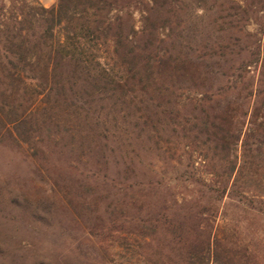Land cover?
<instances>
[{"label":"rangeland","instance_id":"rangeland-1","mask_svg":"<svg viewBox=\"0 0 264 264\" xmlns=\"http://www.w3.org/2000/svg\"><path fill=\"white\" fill-rule=\"evenodd\" d=\"M167 1L160 45L195 65L186 80L198 86L174 89L184 94L178 101L137 83L90 96L83 66L124 80L112 41L109 52L82 43L90 56L80 70L65 63L62 77L70 80L51 78L40 91L0 78V264H189L195 240L176 243L150 221L171 187L148 183L180 184L172 189L180 201L199 185L179 177L216 178L211 172L229 167V188L245 190L249 200L218 204V264H264V0ZM57 2L0 0V26L13 27L24 3ZM152 5L123 0L109 17L130 15L140 31ZM106 10L88 7L77 25L93 27ZM234 109V123L222 122Z\"/></svg>","mask_w":264,"mask_h":264},{"label":"trees","instance_id":"trees-1","mask_svg":"<svg viewBox=\"0 0 264 264\" xmlns=\"http://www.w3.org/2000/svg\"><path fill=\"white\" fill-rule=\"evenodd\" d=\"M122 1L58 0L57 4L51 8L22 4L18 16L12 19L13 27H10L7 22L0 26V78L8 79L11 86L29 94L36 90L40 91L39 87H44L43 85L51 78L59 76L63 79L62 81L66 80L62 77L61 70V66L65 63L73 67V72L80 68L83 57L90 56L84 50V43L89 44L93 49L105 46L106 51L109 52L110 41H112L113 53L120 64L124 80H115L109 70L95 73L87 66H83V69H80L88 76L87 85L93 91L90 92V96L95 93L107 94L115 90H123L126 86L137 83L141 85V90H147L148 86L155 87L153 89L162 94L160 97L169 96L172 92L175 100L178 101L184 94H177L175 90L190 87L196 89L198 86L194 80L190 79L192 83L190 85L186 80L187 71L195 65L187 64L179 54L160 45L164 40L159 37V29L164 27L166 22V14L163 13H166L165 7L168 1L152 0L153 5L149 7L148 15L144 16L140 31L130 23V15L127 17L117 15L114 19L109 17L112 7L119 5ZM81 6L82 10H79ZM88 7L107 10L99 19H95L93 27L87 26L86 29L78 26L77 23L87 14ZM58 27L64 31V41L58 37ZM138 42H142V45ZM136 48L141 52H136ZM140 62L142 66L139 68ZM69 80L70 78H67L66 81ZM249 85L250 80L242 82V89L248 88ZM60 89L65 90V83L61 84ZM167 91L171 92L163 96ZM167 103H171L170 100ZM162 105L155 104V107L161 109V114L172 116L171 118L176 116L173 109H166ZM257 109L260 110L259 107ZM234 111L235 109L227 111V117L222 116L221 121L233 124L236 117ZM244 114L246 115V111L243 112ZM238 125L240 120L235 125V129H238ZM235 133L234 130L230 136L238 138ZM223 148L230 149L228 144ZM211 173L216 178L196 177L194 174H189L184 179L179 177L180 183L184 182L187 186L199 185L197 189L191 191V198L185 194L180 196L181 203L177 197L179 193L175 194L172 190L178 188L180 184L169 182L165 184L159 180L148 183L154 189L163 188V186L171 187L167 189L169 196L163 197L150 221L155 229L163 228L171 231L176 243L185 242L189 236L191 240H195L189 242L187 246L189 264H218L221 245L213 237V228L218 218V204L226 197L230 199L237 197L239 201L249 198L245 190L229 188L232 168L229 167L220 173ZM135 185H142V183L129 184L126 189H133ZM176 205L183 206V212L180 215L171 212Z\"/></svg>","mask_w":264,"mask_h":264}]
</instances>
